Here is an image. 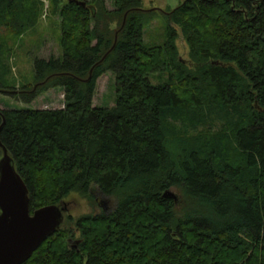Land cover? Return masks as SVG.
<instances>
[{"label":"trees","instance_id":"trees-1","mask_svg":"<svg viewBox=\"0 0 264 264\" xmlns=\"http://www.w3.org/2000/svg\"><path fill=\"white\" fill-rule=\"evenodd\" d=\"M46 1L59 55L34 57L35 91L5 93L29 104L61 88L63 106L0 110V143L31 211L72 193L101 206L95 188L114 205L64 217L23 264H264V0ZM43 2L0 0L2 93L9 44ZM106 73L114 105L93 107Z\"/></svg>","mask_w":264,"mask_h":264},{"label":"rangeland","instance_id":"rangeland-1","mask_svg":"<svg viewBox=\"0 0 264 264\" xmlns=\"http://www.w3.org/2000/svg\"><path fill=\"white\" fill-rule=\"evenodd\" d=\"M88 2L92 0H86ZM183 0H143V7L150 8H176ZM44 12L38 20L36 26L29 32L24 34L19 40L10 42V55L8 57V65L10 71L6 73L5 78L8 88L6 91L21 92L23 86H28L29 91L34 87L32 63L34 57L47 59L50 56L57 57L59 55V19L58 16L51 14L49 11V3L44 0ZM108 9H112V0H105ZM152 24L156 27L158 22ZM177 47L181 58L187 59V48L185 43L179 38ZM114 76L106 73L99 77L96 81V91L93 97V107L111 108L114 105ZM63 106V91L61 88L49 89L41 92L29 104L20 102L17 97H13L6 93L0 92V110H39V109H57ZM173 194L178 195V191L174 188L170 189ZM93 197H97L102 202L98 207L92 206V203L81 197L78 194L72 193L63 200V205L66 208L64 217L69 216L72 220L87 215L93 210L99 211L100 208H105L106 212L113 209L114 201L112 198H107L100 195L97 189H93ZM94 207V208H93ZM74 238H71L70 243L76 242L78 232L74 231ZM71 244V245H72Z\"/></svg>","mask_w":264,"mask_h":264},{"label":"water","instance_id":"water-1","mask_svg":"<svg viewBox=\"0 0 264 264\" xmlns=\"http://www.w3.org/2000/svg\"><path fill=\"white\" fill-rule=\"evenodd\" d=\"M68 2L85 6L84 2L77 0ZM44 82L35 84L32 91ZM2 125L3 118L0 129ZM0 149V264H23L47 238L61 229L66 208L62 203L31 211L28 189L1 143ZM164 196L175 198L169 191Z\"/></svg>","mask_w":264,"mask_h":264},{"label":"crops","instance_id":"crops-1","mask_svg":"<svg viewBox=\"0 0 264 264\" xmlns=\"http://www.w3.org/2000/svg\"><path fill=\"white\" fill-rule=\"evenodd\" d=\"M163 9V8H162Z\"/></svg>","mask_w":264,"mask_h":264}]
</instances>
